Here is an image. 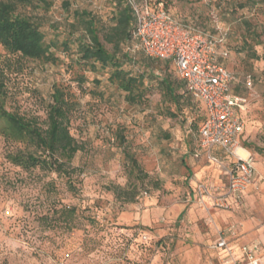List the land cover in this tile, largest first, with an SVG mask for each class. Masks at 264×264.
<instances>
[{
    "label": "rangeland",
    "instance_id": "1",
    "mask_svg": "<svg viewBox=\"0 0 264 264\" xmlns=\"http://www.w3.org/2000/svg\"><path fill=\"white\" fill-rule=\"evenodd\" d=\"M52 2L49 11L19 6L44 20L47 40L52 26L68 27L74 10L108 24L115 9L113 0H70L69 10L65 0ZM165 6L182 24L227 33L228 67L247 100L256 182L243 197L227 195L223 166L199 146L204 107L195 99L176 109L154 84L145 102L130 104L106 75L76 62L75 46L57 51L56 62L13 58L10 65L0 46L6 109L46 129L59 87L74 104L70 132L85 148L65 165L72 189L64 174L12 164L10 154L36 147L0 135V264H230L215 248L222 234L236 249L261 244L264 257V0H169ZM168 70L179 80L173 65ZM250 75L248 89L243 82Z\"/></svg>",
    "mask_w": 264,
    "mask_h": 264
},
{
    "label": "trees",
    "instance_id": "2",
    "mask_svg": "<svg viewBox=\"0 0 264 264\" xmlns=\"http://www.w3.org/2000/svg\"><path fill=\"white\" fill-rule=\"evenodd\" d=\"M168 1L146 0L153 11L159 8L168 11L165 6ZM113 3L115 9L108 24H104L99 16L91 12L74 10L70 16L73 21L68 27L63 29L57 25L52 26L53 38L47 40L44 20L19 12V6H31L49 11L53 5L52 0L0 1V46L6 52L4 62L10 65L13 58L43 63L56 62L57 51L63 49L69 53L75 46L76 62L89 67L94 73L106 75L108 82L124 93L125 99L130 104L145 102L146 95L154 84L164 100L171 102L176 109L181 107L185 100L193 98L198 101L179 77L173 60L152 58L139 46L135 38L137 17L128 2L113 0ZM69 6L70 0H65V7L68 10ZM225 48L229 51L227 47ZM228 63V59H218L219 65L231 70ZM171 65L174 66L179 80L173 79L168 73ZM128 67H136L137 70ZM247 77H250L253 86L252 76ZM246 78L243 83L247 88ZM95 81L100 83L98 80ZM240 83L238 78L232 85L234 94L239 97L237 88ZM6 98L5 71L0 66V135L7 141L29 142L36 147V152L10 154L9 160L26 171L43 168L64 174L69 179V186L74 189L71 174L65 170V165L85 148L70 132V116L74 104L69 95L59 87L54 88L46 129L34 120L9 112L6 109ZM169 114L171 117L175 115ZM240 116L245 121L243 112ZM205 119L204 110L200 128ZM246 133L247 127L240 137V143L247 149L250 145L247 143ZM121 140L124 142L123 136ZM128 159L131 163L130 169L134 172L138 171V164L133 157Z\"/></svg>",
    "mask_w": 264,
    "mask_h": 264
},
{
    "label": "built area",
    "instance_id": "3",
    "mask_svg": "<svg viewBox=\"0 0 264 264\" xmlns=\"http://www.w3.org/2000/svg\"><path fill=\"white\" fill-rule=\"evenodd\" d=\"M126 1L137 17L135 38L139 46L152 58L173 60L188 91L203 104L206 119L199 130V146L208 159L223 166L227 195L239 197L256 182L257 170L252 155L240 143L246 129L240 113L247 109V100L234 94L232 85L238 75L218 64L219 58H229L224 47L227 33L210 35L178 22L163 8L151 10L146 0ZM246 86L252 88L250 77L246 78ZM224 159L228 160L226 164ZM215 248L225 253L230 264H264L259 243L236 249L222 234Z\"/></svg>",
    "mask_w": 264,
    "mask_h": 264
},
{
    "label": "crops",
    "instance_id": "4",
    "mask_svg": "<svg viewBox=\"0 0 264 264\" xmlns=\"http://www.w3.org/2000/svg\"><path fill=\"white\" fill-rule=\"evenodd\" d=\"M256 170H257V169H256ZM249 188H250V187H249ZM247 191H248V190H247ZM247 191H245L244 193H242L239 197H241V196L243 197V195H244ZM244 245H245V244H244ZM231 246H233V245H231ZM241 246H242V245H238V248L241 247Z\"/></svg>",
    "mask_w": 264,
    "mask_h": 264
},
{
    "label": "bare ground",
    "instance_id": "5",
    "mask_svg": "<svg viewBox=\"0 0 264 264\" xmlns=\"http://www.w3.org/2000/svg\"><path fill=\"white\" fill-rule=\"evenodd\" d=\"M240 153H241L243 156H246V155H247V153H246L245 151H241V150H240Z\"/></svg>",
    "mask_w": 264,
    "mask_h": 264
}]
</instances>
